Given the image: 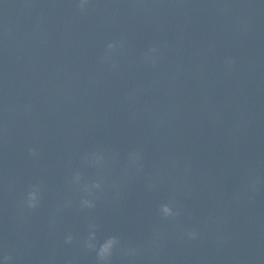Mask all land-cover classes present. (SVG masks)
I'll return each instance as SVG.
<instances>
[{"label": "clouds", "instance_id": "1", "mask_svg": "<svg viewBox=\"0 0 264 264\" xmlns=\"http://www.w3.org/2000/svg\"><path fill=\"white\" fill-rule=\"evenodd\" d=\"M88 2V0H81L79 7L80 9L83 11L84 10V6L85 4ZM108 47L111 49L114 47L113 44H109ZM151 51L155 52L156 49L153 48L151 49ZM113 67H115V65H113ZM30 152H34V150H30ZM95 187H99V184L95 185ZM27 204L29 208H35L37 207L38 204V197H37V193L36 191H32L28 194V198H27ZM83 204L87 207H93L92 203L88 200L83 201ZM160 213L162 214V216L164 218H171V217H175L179 215V211L176 210L174 211V207L172 203H165L160 205ZM94 227V226H93ZM188 237L191 239H195L198 236V233L195 231L192 232H188L187 233ZM90 240L95 239V233H92L90 238ZM73 241V237L71 235H68L66 237V243H71ZM119 243L118 238L115 236L109 237L105 242H103L98 250H97V255H98V259L102 262H109L110 261V257L113 254V249L115 248V246ZM87 247L89 248H94L95 245L91 244L90 242L87 244ZM12 260V257L9 255L4 256V261L5 264H8L9 261Z\"/></svg>", "mask_w": 264, "mask_h": 264}]
</instances>
